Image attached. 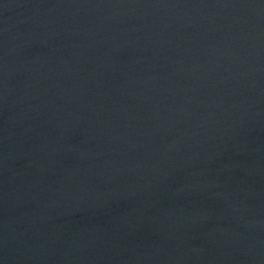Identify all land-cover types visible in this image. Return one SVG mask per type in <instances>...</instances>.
Here are the masks:
<instances>
[{"label":"water","instance_id":"95a60500","mask_svg":"<svg viewBox=\"0 0 264 264\" xmlns=\"http://www.w3.org/2000/svg\"><path fill=\"white\" fill-rule=\"evenodd\" d=\"M0 264H264V0H0Z\"/></svg>","mask_w":264,"mask_h":264}]
</instances>
